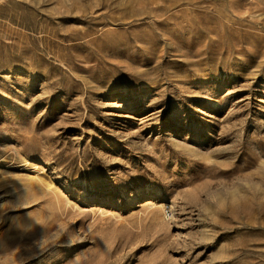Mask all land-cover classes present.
<instances>
[{"label":"rangeland","instance_id":"374dc122","mask_svg":"<svg viewBox=\"0 0 264 264\" xmlns=\"http://www.w3.org/2000/svg\"><path fill=\"white\" fill-rule=\"evenodd\" d=\"M0 264H264V0H0Z\"/></svg>","mask_w":264,"mask_h":264},{"label":"bare ground","instance_id":"6f19581e","mask_svg":"<svg viewBox=\"0 0 264 264\" xmlns=\"http://www.w3.org/2000/svg\"><path fill=\"white\" fill-rule=\"evenodd\" d=\"M136 201V200H135ZM166 213H168V212H166ZM165 215V214H164Z\"/></svg>","mask_w":264,"mask_h":264}]
</instances>
